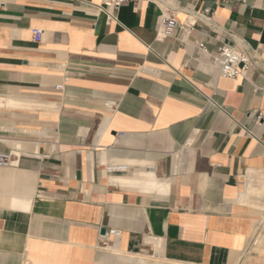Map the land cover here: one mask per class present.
Wrapping results in <instances>:
<instances>
[{
    "label": "crops",
    "instance_id": "obj_1",
    "mask_svg": "<svg viewBox=\"0 0 264 264\" xmlns=\"http://www.w3.org/2000/svg\"><path fill=\"white\" fill-rule=\"evenodd\" d=\"M104 2L0 0V264H238L264 174V0ZM164 13L196 26L159 38ZM223 45L247 78L218 76Z\"/></svg>",
    "mask_w": 264,
    "mask_h": 264
},
{
    "label": "built area",
    "instance_id": "obj_2",
    "mask_svg": "<svg viewBox=\"0 0 264 264\" xmlns=\"http://www.w3.org/2000/svg\"><path fill=\"white\" fill-rule=\"evenodd\" d=\"M123 1L125 0H105L104 5L110 12L111 9H118ZM209 13L210 11L207 10L203 14H198L197 18L210 20ZM195 26L196 22L192 23L191 21L179 24L175 16L164 13L160 20L158 37L162 39L172 37L179 30L183 33L189 34ZM42 37V30L36 29L33 31V38L36 43H40ZM197 46L200 50L206 51V46L203 43H198ZM211 62L219 77L231 80L247 78L251 68L254 66V61L251 55L247 53L246 50L234 45L221 46L217 52L213 54ZM255 119L258 123L262 122V112H257ZM12 157V153L0 154V167L8 168L14 166L15 162ZM109 170H111V168ZM107 235L118 237L120 232L118 230H110Z\"/></svg>",
    "mask_w": 264,
    "mask_h": 264
},
{
    "label": "rangeland",
    "instance_id": "obj_3",
    "mask_svg": "<svg viewBox=\"0 0 264 264\" xmlns=\"http://www.w3.org/2000/svg\"><path fill=\"white\" fill-rule=\"evenodd\" d=\"M250 188H255V189L250 190ZM243 197L246 198L245 205L251 209V214L255 220V226L248 240L246 249L239 254H235L232 257V259L234 258L235 262L236 260H238L239 264H243V263L244 264H264V261H263L264 251L263 250L261 251L259 249L260 246L264 247V243H263L264 242V239H263L264 238V174H261L258 177L250 180L249 184L247 185L246 194ZM255 236L257 239L255 238ZM258 238H260L259 241H258ZM256 243H259V244H256ZM135 257L139 259H143L145 261L161 262L165 264L168 263L167 261L162 260L161 258H156V257L137 256V255H135Z\"/></svg>",
    "mask_w": 264,
    "mask_h": 264
},
{
    "label": "bare ground",
    "instance_id": "obj_4",
    "mask_svg": "<svg viewBox=\"0 0 264 264\" xmlns=\"http://www.w3.org/2000/svg\"><path fill=\"white\" fill-rule=\"evenodd\" d=\"M190 18H191V17H190ZM190 21L193 23V22H194V19H192V20H190ZM190 21H189V22H190ZM261 180H262V179H261ZM261 184H262V183H261ZM254 189H255V188H250V190H254ZM248 192H249V191H248ZM257 192H258V191H257ZM256 194H257V193H256ZM245 197H246V196H245ZM261 206H262V205H261ZM262 220H263V219H262ZM258 222H259V221H258ZM255 234H256V233H255ZM259 235H260V233H259ZM256 236H257V235H256ZM256 236H255V238H256ZM253 237H254V236H253ZM253 237H252V238H253ZM256 239H257V238H256ZM259 239H260V238H258V241H259ZM263 239H264V238H263ZM255 242H256V241H255ZM263 243H264V242H263ZM256 244H259V243H256ZM248 246H249V245H248ZM256 248H257V246H256ZM259 249H260L261 251H262V250L264 251V247H261V246H260ZM255 250H256V249H255ZM258 251H259V250H258ZM261 251H260V252H261ZM258 254H259V253H258ZM243 255H244V254H243ZM261 255H262V253H261ZM263 258H264V257H263ZM263 261H264V259H263ZM238 264H239V262H238ZM243 264H244V263H243Z\"/></svg>",
    "mask_w": 264,
    "mask_h": 264
}]
</instances>
